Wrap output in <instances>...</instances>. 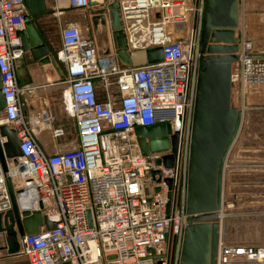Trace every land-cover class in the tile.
Wrapping results in <instances>:
<instances>
[{"label": "built area", "instance_id": "obj_1", "mask_svg": "<svg viewBox=\"0 0 264 264\" xmlns=\"http://www.w3.org/2000/svg\"><path fill=\"white\" fill-rule=\"evenodd\" d=\"M51 1L60 16L62 6L72 12L90 8V0ZM116 1L126 51L160 46L163 59L141 67L121 65L106 14L100 37V24H86L83 35L79 23L65 21L58 52L67 86L64 111L75 138L70 148L50 153L39 133L50 132L53 141L51 117L45 111L25 116L34 87L20 85L16 74L25 55L18 33L28 10L23 0H0V126L14 131L20 153L5 158V172L0 165V213L11 209L9 179L19 208L27 201L26 210H40L56 223L52 230L40 227L20 238L16 255L28 264H179L204 0ZM251 1L238 0L241 34L231 71V104L242 119L252 110L249 86L264 84V52L243 33ZM161 123L168 125L169 137L178 135L172 169L157 168L155 161L165 153L144 156L135 136L136 127ZM5 142L0 138L1 145ZM155 169L162 180L172 181L169 199L167 186L151 177ZM221 221L217 264H264V241L230 240Z\"/></svg>", "mask_w": 264, "mask_h": 264}, {"label": "water", "instance_id": "obj_2", "mask_svg": "<svg viewBox=\"0 0 264 264\" xmlns=\"http://www.w3.org/2000/svg\"><path fill=\"white\" fill-rule=\"evenodd\" d=\"M28 10L24 29L18 33L22 49L37 66L50 65L59 80H64L60 69L62 56L52 53L38 33L34 16L45 12V0H23ZM97 3L89 1L93 7ZM106 14L113 49L119 63L124 66L141 67L162 61V48L156 46L146 50L127 52L122 33V22L118 3L113 0L101 5L92 23L100 24L104 30ZM102 27V28H101ZM239 30L238 0H204L197 79L191 119L187 156L185 214L186 226L183 231L179 264H217L219 219L222 208L224 174L227 167L239 166L230 161L229 154L242 127L240 111L231 104V71L237 62V38ZM108 50H99L106 55ZM1 86V85H0ZM28 109L27 101H23ZM4 99L0 92V111ZM167 124H154L135 128V136L144 156L150 153H165L155 161L157 168L172 169L178 154L177 133L169 137ZM0 165L7 170L5 158L20 156L18 140L13 130L0 126ZM15 164V160H13ZM247 166L262 167L264 164L250 163ZM157 176V179H155ZM156 184L161 181L167 186L168 199L172 188L171 179H161L159 169L151 172ZM11 209L0 213V251L13 256L19 251V240L24 235L36 234L40 227L55 228L56 223L43 215L40 210L29 211L19 208L9 179L6 180ZM160 187L155 188L159 192ZM41 207V205H39Z\"/></svg>", "mask_w": 264, "mask_h": 264}, {"label": "rangeland", "instance_id": "obj_3", "mask_svg": "<svg viewBox=\"0 0 264 264\" xmlns=\"http://www.w3.org/2000/svg\"><path fill=\"white\" fill-rule=\"evenodd\" d=\"M102 1L104 6L108 0ZM257 1H251L247 6L243 19V33L245 38H249L254 44L257 52H264V1ZM48 2L49 0H45V12L35 15L34 20L38 33L52 49L60 44L59 26L63 25L65 20L60 15L54 14V9L47 5ZM94 3L97 4L88 11L73 12L78 14L77 18H80L79 24L82 26L83 35L88 17L97 14L96 9L102 5L101 0L100 3L98 1ZM240 34L241 26L236 32V38ZM27 60L28 57L24 56L23 62ZM57 83L59 82L45 84L49 87L38 90L37 99L33 102L35 113L30 114L33 117L42 115L45 111L50 115L54 137L48 146L52 153L70 148L71 141L75 138L72 120L67 118L64 111L67 87L62 90L57 89ZM247 98L252 110L242 120L241 130L229 154L230 161L242 165L227 167L224 174L223 205L220 211L223 216L220 220L228 239L262 242L264 241V166L250 168L251 166L247 164H264V84L249 86ZM25 114L30 117L27 110ZM47 132L43 130L39 133V139L45 144L49 141Z\"/></svg>", "mask_w": 264, "mask_h": 264}, {"label": "crops", "instance_id": "obj_4", "mask_svg": "<svg viewBox=\"0 0 264 264\" xmlns=\"http://www.w3.org/2000/svg\"><path fill=\"white\" fill-rule=\"evenodd\" d=\"M255 1L258 2L257 0H255ZM255 1H253V2H255ZM259 1L263 2L264 0H259ZM47 5L50 7H53L52 1L49 0ZM62 8H63L64 12L60 17L64 18L65 21H68L69 23H72V24L80 23V18H77V15H78L77 13L75 14L72 11L65 10L64 9L65 6H62ZM98 10H99V7L96 9L97 14H98ZM54 14L57 16V12H55ZM94 15H96V14H94ZM91 17L93 18L94 16L92 15ZM87 24L91 27L93 25L94 28H98V25H99V23L93 24L92 19L90 21L87 20ZM85 25H86V23H85ZM97 33H99V37H100V33H103L102 29L100 30V28H99ZM86 35L92 36V31L88 32ZM59 49H60V44L55 45L52 48V53L55 54V52H57ZM24 56H27V55H24ZM29 60L30 59L28 57V60L24 61L25 63L23 62V59L20 61L16 74H17V78H18V83L20 85H22V86L23 85H30V86L34 87V92H33L32 98H31L32 106H31V110L28 111V115L31 116L30 114L33 115V113H35V111H34L35 107L33 105L34 104L33 102L35 99H37L38 90L40 91L41 89H43L45 87H49L45 84H51L52 82H57V81L59 83L56 84V86H57L56 88L57 89L61 88V90H62L63 88H65L66 84L64 82L59 81L58 75L56 74V72L54 71V69L50 65H45V66L39 67V66H37V64H35V62H33L31 60L29 61ZM59 65H60V69H62L61 72L63 74V77H65V70L63 68V65L62 64H59ZM66 96H67V91H65V97ZM47 133L49 135V141H46V143L50 144V142H51L50 132H47ZM47 140H48V138H47ZM42 143L45 144V142H42ZM45 148L48 152L52 153L47 144L45 145ZM1 244L2 243L0 241V246H1ZM0 264H28V262L24 257H20L18 255L7 256V255H5L4 251H0Z\"/></svg>", "mask_w": 264, "mask_h": 264}, {"label": "bare ground", "instance_id": "obj_5", "mask_svg": "<svg viewBox=\"0 0 264 264\" xmlns=\"http://www.w3.org/2000/svg\"><path fill=\"white\" fill-rule=\"evenodd\" d=\"M93 1H96V2L98 1V3H100V0H93ZM242 120H243V119H242ZM26 200H27V199H26ZM28 205H29L28 202L25 201V202L23 203V207H24V209H27V207H29ZM220 211H221V209H220ZM222 216H223V215H222L221 213H219V214H218V219L220 220V218H222Z\"/></svg>", "mask_w": 264, "mask_h": 264}, {"label": "flooded vegetation", "instance_id": "obj_6", "mask_svg": "<svg viewBox=\"0 0 264 264\" xmlns=\"http://www.w3.org/2000/svg\"><path fill=\"white\" fill-rule=\"evenodd\" d=\"M64 25H65V23L63 25H60V26H64Z\"/></svg>", "mask_w": 264, "mask_h": 264}]
</instances>
